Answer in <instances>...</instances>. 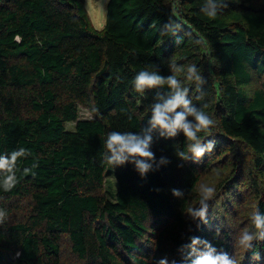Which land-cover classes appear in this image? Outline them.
Listing matches in <instances>:
<instances>
[{"label": "trees", "instance_id": "trees-1", "mask_svg": "<svg viewBox=\"0 0 264 264\" xmlns=\"http://www.w3.org/2000/svg\"><path fill=\"white\" fill-rule=\"evenodd\" d=\"M224 3L208 17L203 0H109L99 31L85 0H0V264L180 262L191 237L238 264H264V241L241 254L235 243L264 213V0ZM170 17L182 25L175 36L164 33ZM171 63L184 70L175 75L188 98L215 121L199 134L214 150L182 162V133L154 136L157 161L169 163L145 178L132 164L104 163L106 134L139 132L163 91L137 93L135 75L167 76ZM189 64L202 85L186 79ZM80 107L92 118L80 120ZM21 148L26 154L12 158ZM212 170H226L215 203L225 220L208 210L207 224L193 222L187 210L199 205L201 177ZM5 183L14 186L4 191Z\"/></svg>", "mask_w": 264, "mask_h": 264}, {"label": "clouds", "instance_id": "clouds-1", "mask_svg": "<svg viewBox=\"0 0 264 264\" xmlns=\"http://www.w3.org/2000/svg\"><path fill=\"white\" fill-rule=\"evenodd\" d=\"M227 7L224 0H203L201 12L208 17H215L221 8ZM181 23L169 18L163 25L164 33L176 35L180 31ZM181 38L176 40L179 44ZM170 72L173 74L164 76L157 70L144 69L139 71L132 85L137 93H144L149 89H161L155 97L154 103L150 106V117L147 125L139 132L131 131H110L106 134L102 154L103 162L113 168L132 164L134 170L145 178L151 171L169 163L167 158L161 157L158 161L152 151L154 136L165 139H174L181 133L187 143V152L176 150V156L182 162L189 160L196 162L206 153H210L215 148V142L209 140L206 143L200 138V133H210L215 121L206 114L202 108H197L189 97V88L177 78L176 72L184 71L175 63L169 65ZM188 81H195L197 85H202L204 79L200 70L195 64H189L185 73ZM199 90V89H198ZM131 118V116H129ZM26 154V150L21 148L11 153L12 158H19ZM3 159V158H0ZM183 164L178 165L182 167ZM14 185L5 183L2 185L4 191H9ZM172 195L176 198H183L184 193L179 189H172ZM216 192L214 187L201 185L199 190V205L190 207L187 216L193 221L207 224V214L209 201ZM6 212L0 209V225L6 219ZM253 230H242L236 237V246L245 251L252 250L254 243L264 241V213L258 210L251 216ZM199 227V225H197ZM219 235V229H217ZM179 251L183 254L180 262L171 261V264H238L234 256L229 255L222 249H217L207 240L199 237H191L190 243L182 245ZM259 259V255H256ZM157 264H169L167 258L161 259Z\"/></svg>", "mask_w": 264, "mask_h": 264}, {"label": "rangeland", "instance_id": "rangeland-1", "mask_svg": "<svg viewBox=\"0 0 264 264\" xmlns=\"http://www.w3.org/2000/svg\"><path fill=\"white\" fill-rule=\"evenodd\" d=\"M108 2H109V0H85V8H86L87 14L89 16L91 26L96 30L100 31L104 27L105 17H106V7H107ZM91 118H92V114L88 110H86L82 107L79 108V119L80 120H89ZM66 128H67V130H73L74 123L67 124ZM225 171L226 170H223V171H215V170L207 171L206 173H204L202 175L200 183H199V190H200L201 185L214 187L216 189L217 195L215 192L214 196L209 201V210L220 221L225 220L224 214L222 212L223 210H222V208H220L219 205H216L215 203L218 201V199L220 197L219 195L224 192V188L219 189L218 183L224 177ZM107 187L110 188V193L114 194L116 188L114 186L113 180L110 179L107 182ZM214 205H215V208L213 209ZM196 206H198V205H196ZM237 252L239 254H241L242 249L239 248V250ZM169 264H171L170 261H169Z\"/></svg>", "mask_w": 264, "mask_h": 264}]
</instances>
